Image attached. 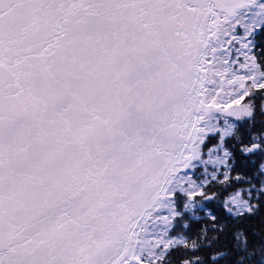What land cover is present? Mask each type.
<instances>
[{
  "label": "snow or ice",
  "instance_id": "1",
  "mask_svg": "<svg viewBox=\"0 0 264 264\" xmlns=\"http://www.w3.org/2000/svg\"><path fill=\"white\" fill-rule=\"evenodd\" d=\"M0 264H264V0H0Z\"/></svg>",
  "mask_w": 264,
  "mask_h": 264
}]
</instances>
